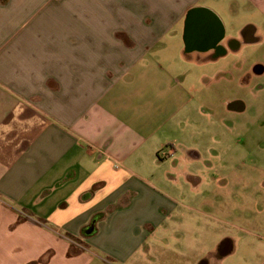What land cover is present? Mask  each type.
I'll return each instance as SVG.
<instances>
[{
	"label": "crops",
	"instance_id": "0c3cea01",
	"mask_svg": "<svg viewBox=\"0 0 264 264\" xmlns=\"http://www.w3.org/2000/svg\"><path fill=\"white\" fill-rule=\"evenodd\" d=\"M260 75L264 0H0V264H236L187 225L254 203L217 111Z\"/></svg>",
	"mask_w": 264,
	"mask_h": 264
},
{
	"label": "rangeland",
	"instance_id": "374dc122",
	"mask_svg": "<svg viewBox=\"0 0 264 264\" xmlns=\"http://www.w3.org/2000/svg\"><path fill=\"white\" fill-rule=\"evenodd\" d=\"M234 78L236 80L234 79V81L229 84L230 89L235 90L236 95L245 97L246 109L240 113H229L225 111L224 106L220 107L217 111L218 117L221 120L218 133L221 135V138L230 134L229 136L233 137V140H237L239 136H243L242 138H246L243 142H245L249 148L251 147L252 153L250 154L249 151H246L250 149H246L244 152H240L241 150L238 149L233 153L235 156L243 154L245 157L242 156V160L246 163L244 166L246 167V172L252 171L253 173V182L257 183H254L253 186H257L254 187L252 191L247 189L245 191H240V193L243 194L244 192L246 195H250L251 191V197H253L254 203L251 206H244L243 202L238 203V206L235 207L238 212L236 214L239 216L237 220L225 217L219 210L215 211L211 206L206 204L204 208L202 207L205 214L203 213V217H201V219L199 218L198 225L197 223L194 225L193 221H190L187 228L192 230L197 227L198 231L203 234L202 236L206 243L210 244H212L211 240L214 238L212 233L216 234L217 231H229L232 238L236 241V248L230 254L229 260L236 264L245 262L247 264H258L264 257V252L255 251L256 246L262 244L260 240L262 239L264 242V172L262 171V169H264V75L254 76L249 86L245 88L239 86L237 77ZM221 83L223 85L225 81ZM206 154L202 155L200 165L201 163L205 164L206 161L210 159L208 156L209 153ZM231 157L233 160V156ZM227 160H229V158ZM237 160V158L234 159V161ZM250 163L251 166H249ZM200 165L198 164L195 168L188 167L185 170H188L190 173L192 172V174L200 173L201 176L204 175L207 181V184H204L205 191H209V196L215 198L216 195L213 194L210 189L219 186V181L217 179L218 173L213 170L206 171L207 169H205V166L202 167L201 165L200 168ZM250 168L252 170H249ZM225 173V177L229 179L230 175L232 176V173L236 172L230 171V173H228V171H226ZM246 176V178H250L248 174H246ZM244 217H251V222H246ZM241 231H253L254 237L251 239L250 247L253 252H249L248 249H244L241 246L243 238Z\"/></svg>",
	"mask_w": 264,
	"mask_h": 264
},
{
	"label": "flooded vegetation",
	"instance_id": "af4514ba",
	"mask_svg": "<svg viewBox=\"0 0 264 264\" xmlns=\"http://www.w3.org/2000/svg\"><path fill=\"white\" fill-rule=\"evenodd\" d=\"M232 107H234V108H240V104L239 103H235V104L232 105ZM250 160H252V159H250Z\"/></svg>",
	"mask_w": 264,
	"mask_h": 264
}]
</instances>
